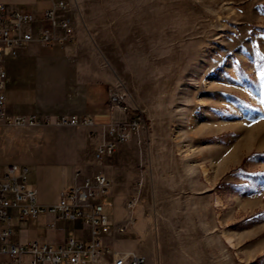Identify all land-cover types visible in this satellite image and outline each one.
Returning a JSON list of instances; mask_svg holds the SVG:
<instances>
[{
	"label": "rangeland",
	"instance_id": "obj_1",
	"mask_svg": "<svg viewBox=\"0 0 264 264\" xmlns=\"http://www.w3.org/2000/svg\"><path fill=\"white\" fill-rule=\"evenodd\" d=\"M71 1L77 40L143 117L115 247L264 264V0Z\"/></svg>",
	"mask_w": 264,
	"mask_h": 264
},
{
	"label": "crops",
	"instance_id": "obj_2",
	"mask_svg": "<svg viewBox=\"0 0 264 264\" xmlns=\"http://www.w3.org/2000/svg\"><path fill=\"white\" fill-rule=\"evenodd\" d=\"M65 8H56L54 22L42 21L44 11L53 9V0H0L8 11L26 10L34 17L32 29L35 38L19 46L15 55H8L4 65L6 78V114L22 117L20 125L0 124V174L9 164L27 165L29 180L36 187V201L40 205L57 204L62 194L86 178L104 173L112 181V190L104 198L105 206H117L118 219L124 214L125 193L135 172L132 159L138 153L141 131L121 144L105 162L96 158L107 127L126 119V112L110 107L112 91L108 69L96 63L94 50L75 43L61 42L62 29L57 25L69 18L75 22L72 1ZM28 27L25 26L23 30ZM54 34L51 44L38 37L41 29ZM90 53V54H89ZM69 115H89L92 125H68L60 120ZM34 117V122L29 120ZM15 229L11 240L16 244L29 241L61 244L69 238L81 241L93 239L91 227L80 218L68 219L55 213L41 212L19 219L13 209ZM121 233L103 237L106 245L116 248L115 239ZM138 252L137 250H134ZM142 254V253H141ZM8 257L0 254V262ZM108 254L97 263L109 264Z\"/></svg>",
	"mask_w": 264,
	"mask_h": 264
},
{
	"label": "built area",
	"instance_id": "obj_3",
	"mask_svg": "<svg viewBox=\"0 0 264 264\" xmlns=\"http://www.w3.org/2000/svg\"><path fill=\"white\" fill-rule=\"evenodd\" d=\"M67 0H53V9L43 12L41 20L54 22L55 9L65 8ZM34 17L30 11H8L0 2V124L20 125L27 121L22 117H11L6 114V78L4 61L8 55H15L19 46L31 42L34 38L32 23ZM57 25L62 29L61 42L75 43L77 35L69 18L61 20ZM27 26L26 30L23 28ZM54 34L47 28L41 29L38 39L44 44H51ZM112 109L126 112L124 121L111 123L106 129L103 143L98 147L96 158L106 161L118 147L131 140L140 130L143 123L142 114L133 111L123 96L112 92L110 96ZM34 117L29 120L34 122ZM68 125H92L89 115H69L60 120ZM112 190V181L104 173H97L86 178L81 185H74L62 194L57 204L40 205L36 201V187L29 180L27 165L9 164L0 174V254L8 257L0 264H92L98 258L108 254L109 264H149L147 257L134 250L114 249L103 242V237L114 232L123 233L126 224H119L113 215L104 211V198ZM13 209L19 210L17 218L25 219L28 215L51 212L59 217L80 218L92 229L93 239L81 241L69 238L61 244L29 241L16 244L11 240L15 229Z\"/></svg>",
	"mask_w": 264,
	"mask_h": 264
},
{
	"label": "bare ground",
	"instance_id": "obj_4",
	"mask_svg": "<svg viewBox=\"0 0 264 264\" xmlns=\"http://www.w3.org/2000/svg\"><path fill=\"white\" fill-rule=\"evenodd\" d=\"M228 240H229L230 242H233V237L228 236Z\"/></svg>",
	"mask_w": 264,
	"mask_h": 264
}]
</instances>
